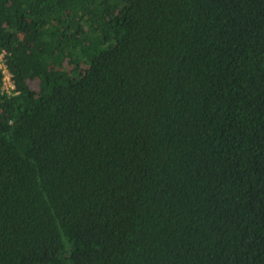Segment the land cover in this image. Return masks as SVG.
Segmentation results:
<instances>
[{
	"label": "trees",
	"instance_id": "1",
	"mask_svg": "<svg viewBox=\"0 0 264 264\" xmlns=\"http://www.w3.org/2000/svg\"><path fill=\"white\" fill-rule=\"evenodd\" d=\"M0 264H264V0H0Z\"/></svg>",
	"mask_w": 264,
	"mask_h": 264
},
{
	"label": "built area",
	"instance_id": "2",
	"mask_svg": "<svg viewBox=\"0 0 264 264\" xmlns=\"http://www.w3.org/2000/svg\"><path fill=\"white\" fill-rule=\"evenodd\" d=\"M0 72L2 76L1 92L10 95L13 93L15 86L12 81L11 73L8 71L5 64V52L3 50L0 51Z\"/></svg>",
	"mask_w": 264,
	"mask_h": 264
}]
</instances>
